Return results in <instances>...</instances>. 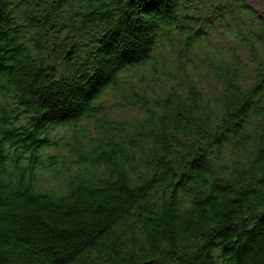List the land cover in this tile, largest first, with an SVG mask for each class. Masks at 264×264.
<instances>
[{"label":"trees","instance_id":"1","mask_svg":"<svg viewBox=\"0 0 264 264\" xmlns=\"http://www.w3.org/2000/svg\"><path fill=\"white\" fill-rule=\"evenodd\" d=\"M109 89L138 117H108ZM148 263L264 264V17L0 0V264Z\"/></svg>","mask_w":264,"mask_h":264},{"label":"rangeland","instance_id":"2","mask_svg":"<svg viewBox=\"0 0 264 264\" xmlns=\"http://www.w3.org/2000/svg\"><path fill=\"white\" fill-rule=\"evenodd\" d=\"M248 4L252 7V9L258 13L260 16L264 17V0H247ZM212 41L216 42L217 45H223L228 46L229 40L227 38V36H225L224 34L219 36V35H215L212 37ZM215 44V43H214ZM52 55V56H50ZM48 56V63L50 65H52L53 67H56L57 65L61 64V58L63 57L61 55V53H51ZM198 56H201V54H197ZM194 66H196V70L198 71V69L200 70V60L195 58L193 61ZM189 73H192V70L189 68L188 69ZM204 70H202L201 72V77L203 79L204 78ZM199 72V71H198ZM128 76V74L126 75V77ZM192 76V75H191ZM130 77V75H129ZM195 77V76H192ZM149 83V88H153L156 89L153 86L152 81H148ZM139 83H135L133 85V88H142L143 86L139 85ZM162 95V93H160ZM124 94H120L117 91H112V90H107L102 97L100 98L99 102H98V106L99 108L104 111L106 113V115L114 120H118L121 122H132L136 117H138L139 113L137 111V109H135L133 106H129V104L127 102H125V100L122 98ZM131 95V91L130 88L127 87V89H125V96ZM84 123V122H83ZM88 123V122H87ZM90 124V123H88ZM90 129H93V126L90 124L88 125ZM63 132V131H62ZM58 134L60 135L61 132L59 131Z\"/></svg>","mask_w":264,"mask_h":264},{"label":"water","instance_id":"3","mask_svg":"<svg viewBox=\"0 0 264 264\" xmlns=\"http://www.w3.org/2000/svg\"><path fill=\"white\" fill-rule=\"evenodd\" d=\"M118 1H122V0H118ZM68 54H70V52H68ZM148 264H150V263H148Z\"/></svg>","mask_w":264,"mask_h":264}]
</instances>
